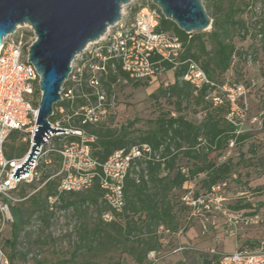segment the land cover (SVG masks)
I'll return each mask as SVG.
<instances>
[{
    "label": "built area",
    "instance_id": "1",
    "mask_svg": "<svg viewBox=\"0 0 264 264\" xmlns=\"http://www.w3.org/2000/svg\"><path fill=\"white\" fill-rule=\"evenodd\" d=\"M153 5L151 0L139 4L129 17L122 6L120 19L76 55L61 87V100L54 105L49 119L52 128L64 131L51 132L47 136L46 144L39 145L28 171L21 173L18 178L12 177L15 167L25 161L33 144L41 96L40 77L35 67L27 62V49L35 39L32 28L27 24L17 26L3 38L0 45V215L3 222H13L10 208L16 200L13 193L18 185L40 180L43 170L53 164L54 170L48 172L42 185L49 179H57L59 194L83 191L97 183L103 192L102 199L109 207L102 218L107 222L113 220L115 213L123 209V183L135 160L143 163L151 159L159 160L160 151H154L149 144L141 143L127 151L117 150L100 162L93 156L89 145L94 137L75 126V119L81 124L102 121L114 110L115 86L119 82L151 81L166 72L165 62L172 67L186 64L182 79L195 90L208 85L211 89L207 97L214 105H226L224 118L234 126L235 137L244 132L249 87L244 83L228 81L215 83L196 61L190 58L180 61L182 42L175 33L157 29L163 14ZM252 10L258 15L254 18L259 29L263 8L256 5ZM23 26L28 27V31L22 29ZM256 37L260 39L261 33H257ZM117 65L127 78H117L111 83L108 93L103 80L109 70L116 71ZM13 130L23 133V140L28 138L29 149L22 156L8 158L5 156V143ZM68 135L77 136L79 140L64 141L63 137ZM55 140L60 143L56 144ZM234 144L235 139H230L228 148ZM225 184L222 182L212 186L204 197L192 195V191H188L180 198L185 210L177 235L182 234L201 211L209 212L212 209L211 204L219 200L215 193ZM58 194L48 198L50 210L58 202ZM188 249V246L177 245L173 252H185ZM209 252L217 255L218 264H264L263 247L236 248L230 253H219L214 249ZM148 256L155 258L157 254L151 251Z\"/></svg>",
    "mask_w": 264,
    "mask_h": 264
},
{
    "label": "trees",
    "instance_id": "2",
    "mask_svg": "<svg viewBox=\"0 0 264 264\" xmlns=\"http://www.w3.org/2000/svg\"><path fill=\"white\" fill-rule=\"evenodd\" d=\"M212 3L214 12L210 13L206 10L212 19L209 31L186 33L163 15L157 29L171 31L179 37L183 47V52L179 57L180 61L187 58L196 61L211 81L223 83L227 81L223 76L231 68L233 60L246 55L245 51L242 52L236 48L232 39L236 33L241 34L243 38L248 33V27L240 17L243 9L236 0H228L226 7L222 0H212ZM260 22L261 26L257 29L256 35L261 33L260 40L264 41V27L262 26L264 19L260 18ZM255 25H257L256 21ZM163 64L166 71H172L173 80L170 83L159 85L149 94V97L157 106L160 98L172 100L170 102L173 109L157 107V115L148 121L146 129L133 128L138 119H132L124 125L116 126L113 113L107 114L105 119L97 123L81 124L78 119H75V126L94 137L89 145L93 156L100 162H104L117 150L127 151L132 146L141 143L149 144L154 151H160L159 160L151 159L144 163L135 160L124 179L122 211L115 213V218L109 222L104 221L103 218V221L99 220L87 242L82 240V243L86 245L85 248L91 252L100 249L104 244L122 245L123 252L137 264H146L145 260L151 251H155L159 257L163 243L160 235L171 236L179 230L180 219L178 222L173 191L181 189L186 182L201 175L199 187L206 192L212 186L225 182L230 174L231 165L229 162L216 163L210 158V152L213 149L224 148L232 138L235 139L236 144H242L249 137L246 133L235 137L234 126L224 118L226 105H214L207 97L211 89L208 85L195 90L189 82L182 79L186 64L183 63L176 67L166 62ZM119 77L124 79L127 75L120 70L118 65L116 71H108L106 79L103 80V86L108 93L111 90V83ZM130 81L136 85L140 82H149L146 80ZM236 83H244L249 89L254 85V82L246 80L236 81ZM189 101L200 106V110L204 111V116L197 122L189 119L183 112L182 103L188 104ZM21 135L20 131L13 130L9 133L8 139L14 141L18 136L22 138ZM63 140L78 141L79 137L68 135L63 137ZM55 143L59 144L60 141L55 140ZM6 146L5 143V156L8 158L22 156L28 150V144L20 148L11 145L9 149H6ZM181 157L189 162L184 171L178 165ZM47 176L48 172L45 171L41 179L44 180ZM57 185V179H49L44 184L46 202L50 196L58 194ZM254 191L264 197V187L254 188ZM197 194L199 193H194L195 196ZM102 195V190L95 183L83 191L59 193L58 201L60 200L64 207L74 206L77 203L95 205L103 203L106 212L109 207L103 201ZM30 198L35 200L34 195ZM33 203L38 207L37 201ZM257 207L258 205L254 210ZM233 208L246 209L250 208V205H236ZM182 209L184 211L185 207L183 206ZM10 210L14 215L12 238L6 243L10 248L7 261L8 264H13L18 254L22 258L25 256L17 250L18 228L25 222V215L24 211L19 208L11 206ZM100 215L102 216L103 213ZM248 242L250 241H245V244ZM244 247L247 246L238 248ZM214 258L215 262H213ZM216 258L217 255H213L210 259H205L204 264H218ZM34 263L39 264L36 260Z\"/></svg>",
    "mask_w": 264,
    "mask_h": 264
},
{
    "label": "rangeland",
    "instance_id": "3",
    "mask_svg": "<svg viewBox=\"0 0 264 264\" xmlns=\"http://www.w3.org/2000/svg\"><path fill=\"white\" fill-rule=\"evenodd\" d=\"M222 1L226 7L228 0ZM236 1L243 9L240 17L246 22L248 33L243 38L241 34L236 33L232 40L236 48L245 51L246 55L240 59L236 57L223 77L228 82H254L246 95V124L243 133L249 137L242 144L235 143L231 148H228L227 144L222 149H213L210 152V158L216 163H230V174L225 180V186L215 193V197L219 198L218 202L211 204L212 209L209 212L201 211L180 235H184L191 228L190 231L204 237L205 242L195 246L181 242L178 240L180 236L175 234H161V240L165 241L161 247L162 257L157 260L158 256H147L146 264H204L205 259L214 255L209 252L210 248L219 253H230L240 246L264 248V197L254 191V188L264 187V41L256 37L254 17L258 15L252 10L256 5H260L263 8L261 18L264 19V0ZM145 2L149 3L150 0H130L124 4L126 16L132 15L139 4ZM202 3L208 12H214L212 0H202ZM262 26L264 27L263 22ZM22 29L28 31L26 26ZM172 80V71L168 70L157 78L140 82L138 85L131 81L119 82L115 86V106L111 112L114 115V125L120 126L132 119H138L133 128L144 130L148 121L157 115V107L173 109L170 102L172 100L160 98L157 106L149 97L159 85L170 83ZM182 107L185 115L195 122L204 116V111L192 101L188 104L182 103ZM21 136L22 138L18 136L14 141L7 139L6 149L11 145L20 148L27 144L29 149L28 138L23 140V133ZM188 163L183 157L178 161V165L183 169ZM54 168L53 164L43 171L52 172ZM199 177L173 191L175 213L178 222L180 219V226L184 215L180 198L188 191H192V195L195 192L199 193L197 196L206 195V190L199 187ZM42 182L40 179L21 183L13 193L16 200L12 206L24 211L25 215V222L19 226L17 236V250L25 254V259L18 254L13 264H35V260L39 264H131L132 258L123 252L122 245L104 244L100 249L91 252L82 243V240L87 242L95 225L102 220L100 214L106 209L103 203H77L64 207L59 200L54 209L50 210L49 202L45 201L46 191ZM31 195L35 196L34 201L31 200ZM35 201L38 207L33 203ZM236 205H250V208L237 210L233 208ZM256 205L258 207L254 210ZM12 223L3 222L0 215V264H8L10 248L6 241L12 238ZM245 241L250 242L245 244ZM179 243L189 249L182 253L173 252Z\"/></svg>",
    "mask_w": 264,
    "mask_h": 264
},
{
    "label": "water",
    "instance_id": "4",
    "mask_svg": "<svg viewBox=\"0 0 264 264\" xmlns=\"http://www.w3.org/2000/svg\"><path fill=\"white\" fill-rule=\"evenodd\" d=\"M130 0H0V45L17 26L29 25L35 39L27 49V62L39 77L38 102L33 144L25 161L15 167L13 176L24 174L32 165L40 144L51 132L49 119L53 107L61 100V87L67 79L71 63L84 47L98 39L121 17L122 6ZM166 19L180 30L191 33L211 27L202 0H151Z\"/></svg>",
    "mask_w": 264,
    "mask_h": 264
},
{
    "label": "crops",
    "instance_id": "5",
    "mask_svg": "<svg viewBox=\"0 0 264 264\" xmlns=\"http://www.w3.org/2000/svg\"><path fill=\"white\" fill-rule=\"evenodd\" d=\"M190 230H191V228L188 229V230L185 232V234L182 235V236H180L181 234H180V235L175 234V235H176V236H180V237H178V240H180L181 242L192 243V244H194L195 246H199L200 244H202L203 242H205V241L203 240L204 237H202V236H197V234L191 232ZM163 244H165V241H163V243H162V247L164 246ZM179 245H182V243H179ZM174 247H175V246H174ZM174 247H173V248H174ZM210 249H211V248H210ZM235 249H236V248H235ZM217 250H219V249L217 248ZM162 253H163V252L161 251L157 260H159V258L162 257ZM181 253H182V252H181ZM220 253H227V252H220ZM130 262H131V264H137V263H135L133 260L130 261Z\"/></svg>",
    "mask_w": 264,
    "mask_h": 264
}]
</instances>
